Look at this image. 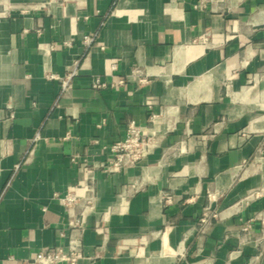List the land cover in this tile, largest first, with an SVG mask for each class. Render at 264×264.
<instances>
[{
    "label": "crops",
    "instance_id": "0c3cea01",
    "mask_svg": "<svg viewBox=\"0 0 264 264\" xmlns=\"http://www.w3.org/2000/svg\"><path fill=\"white\" fill-rule=\"evenodd\" d=\"M131 121L150 148L109 170ZM75 240L264 264V0H0V264Z\"/></svg>",
    "mask_w": 264,
    "mask_h": 264
},
{
    "label": "built area",
    "instance_id": "2783aa9c",
    "mask_svg": "<svg viewBox=\"0 0 264 264\" xmlns=\"http://www.w3.org/2000/svg\"><path fill=\"white\" fill-rule=\"evenodd\" d=\"M107 83L96 79L94 86L104 87ZM62 87H68L66 80L62 81ZM150 136L142 126L131 121L127 127L126 137L114 142L110 146L111 157L106 161L109 170L120 169L135 164L143 158L150 148ZM91 189V188H89ZM76 199L75 194L70 192L63 202L70 205ZM60 236L64 237L65 233L61 232ZM81 243L75 240L73 245L58 244L51 249H45L38 252L31 259H26L22 264H77L80 257L79 247Z\"/></svg>",
    "mask_w": 264,
    "mask_h": 264
}]
</instances>
